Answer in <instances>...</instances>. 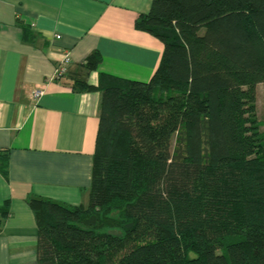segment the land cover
I'll return each mask as SVG.
<instances>
[{
	"label": "trees",
	"instance_id": "16d2710c",
	"mask_svg": "<svg viewBox=\"0 0 264 264\" xmlns=\"http://www.w3.org/2000/svg\"><path fill=\"white\" fill-rule=\"evenodd\" d=\"M136 28L164 45L149 82L73 84L101 93L90 200L27 199L38 264H264V0H153Z\"/></svg>",
	"mask_w": 264,
	"mask_h": 264
},
{
	"label": "crops",
	"instance_id": "0c3cea01",
	"mask_svg": "<svg viewBox=\"0 0 264 264\" xmlns=\"http://www.w3.org/2000/svg\"><path fill=\"white\" fill-rule=\"evenodd\" d=\"M152 4L0 0V151L9 153L8 179L0 172V264H38L30 196L89 204L101 93L77 91L73 84L81 80L97 87L101 74L141 82L153 78L164 45L136 28ZM25 27L31 42L23 38ZM66 52L72 64L55 80ZM95 52L102 61L89 71L83 64ZM38 90L44 94L35 100Z\"/></svg>",
	"mask_w": 264,
	"mask_h": 264
},
{
	"label": "built area",
	"instance_id": "2783aa9c",
	"mask_svg": "<svg viewBox=\"0 0 264 264\" xmlns=\"http://www.w3.org/2000/svg\"><path fill=\"white\" fill-rule=\"evenodd\" d=\"M59 38V37H58ZM72 64V58H71V55L69 52H66L64 54V58L61 62L60 65L57 66L56 70H55V76H54V79L55 80H59L63 77L66 76V74L68 73V69L69 67L71 66ZM44 94V91L43 90H38L34 93V99L36 100H39L41 98V96Z\"/></svg>",
	"mask_w": 264,
	"mask_h": 264
},
{
	"label": "rangeland",
	"instance_id": "374dc122",
	"mask_svg": "<svg viewBox=\"0 0 264 264\" xmlns=\"http://www.w3.org/2000/svg\"><path fill=\"white\" fill-rule=\"evenodd\" d=\"M257 113H258L259 119L262 120L264 118L262 85H259L257 89Z\"/></svg>",
	"mask_w": 264,
	"mask_h": 264
}]
</instances>
